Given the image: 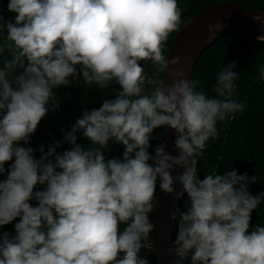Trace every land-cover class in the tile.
I'll return each instance as SVG.
<instances>
[{"label": "clouds", "instance_id": "obj_1", "mask_svg": "<svg viewBox=\"0 0 264 264\" xmlns=\"http://www.w3.org/2000/svg\"><path fill=\"white\" fill-rule=\"evenodd\" d=\"M7 9L14 22L0 17V176L14 162L0 181V230L19 222L14 236L0 234V264H149L141 251L153 244L158 179L163 193L189 198L186 213L172 214L174 221L180 216L172 247L181 262L264 264V226L249 234L251 215L264 202V192L248 189L256 177L235 169L198 176V158L219 136L217 123L245 108L233 99L237 63L219 71L215 98L173 70L179 59L163 52L181 25L178 0H9ZM254 19L264 24V15ZM222 28L218 21L209 31ZM257 39L264 43V35ZM141 61H151L155 77ZM80 75L86 85L114 82L122 90L35 158L20 143L29 144L55 90ZM164 127L179 134L177 156L163 144L149 154L154 130ZM78 132L91 142L87 150ZM64 142L70 148L57 154ZM110 142L123 145L122 159L106 157ZM177 168L185 171L173 177ZM38 185L43 190L34 191Z\"/></svg>", "mask_w": 264, "mask_h": 264}, {"label": "trees", "instance_id": "obj_2", "mask_svg": "<svg viewBox=\"0 0 264 264\" xmlns=\"http://www.w3.org/2000/svg\"><path fill=\"white\" fill-rule=\"evenodd\" d=\"M9 0H0V17L4 21H13L14 14L8 11ZM220 3H233L240 7L264 13V0H178V5L182 10L181 25L177 31L172 32L164 47L163 54L169 57L172 44L182 30V28L194 19L201 11L209 6ZM5 35L0 33V36ZM5 55H8L5 53ZM3 57H0L2 66ZM237 63L238 80L237 89L233 99L244 104L243 112H237L233 118L217 123L219 136L217 139H210L202 156L198 158V176L203 180L205 175H224L225 172L235 169L238 175L247 173L249 178L256 177V183H249L248 189L253 196H258L264 192V43L258 40L240 36L236 34L226 35L220 38L214 45L208 48L200 57L191 80L199 81L197 90L204 91L209 97L215 98L213 87L216 78L224 66ZM141 66L145 68L148 75L155 77L156 68L151 61H141ZM77 72L80 69L77 68ZM162 73L159 75L161 79ZM72 79V78H70ZM122 89L114 82L107 89H100L96 85H86L82 75L68 86H60L56 92V101L59 107H55L56 101L50 102L49 111L41 120L36 131L30 136L29 144L20 143L21 147H31L34 149L35 158L39 159L41 153L39 148L44 146L47 152L49 146H54L56 141H64L65 135L72 130L76 122L82 118L85 111L98 109L106 99H115L116 93ZM164 128L154 130L150 139L149 154L155 155V149L161 144L164 145ZM77 142L87 150L90 141L83 138L82 133H77ZM70 148L67 142L56 148L57 154H62ZM125 151L123 145L110 142L109 150L105 153L108 159L113 157L122 159ZM10 161L5 165L6 173L0 176V181L6 179ZM43 190V186L38 185L34 191ZM159 179L154 193L155 198L160 193ZM33 206L36 202H32ZM190 206L189 198L185 194L181 199L179 211L186 213ZM149 219L153 222V213ZM180 216L175 220L173 242L177 238V229ZM19 222V218L12 224L0 230L7 231L10 235H15L14 224ZM258 226H264V202L253 211L249 226V234ZM125 225L120 226L123 231ZM152 240V233L150 234ZM147 244V242H146ZM141 257L146 258L149 264H158L156 256L146 247L141 251ZM182 264H191L190 257Z\"/></svg>", "mask_w": 264, "mask_h": 264}, {"label": "water", "instance_id": "obj_3", "mask_svg": "<svg viewBox=\"0 0 264 264\" xmlns=\"http://www.w3.org/2000/svg\"><path fill=\"white\" fill-rule=\"evenodd\" d=\"M257 15H264V13L233 3H220L207 7L188 22L176 36L168 58L170 60L178 58L180 63L173 70L183 72L185 78L191 80L201 55L220 38L236 34L258 40L259 36L264 35V24L254 19ZM218 21L223 22V28L213 36L209 29ZM161 80H164L167 85L172 83L171 79L163 73ZM164 132L165 150L170 155L177 156L175 140L179 134L168 127H164ZM184 171L183 168H177L172 175L180 176ZM174 187L177 194L183 191V186L179 182H176ZM181 199H176L175 196L162 191L157 197L158 204L153 212L155 225L152 232L153 244L149 251L156 256L158 264H182L172 247L175 227L172 214L179 209Z\"/></svg>", "mask_w": 264, "mask_h": 264}]
</instances>
